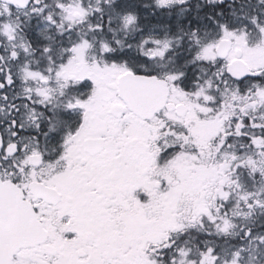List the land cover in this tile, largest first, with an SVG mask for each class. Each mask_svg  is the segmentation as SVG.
<instances>
[{"label": "snow or ice", "instance_id": "snow-or-ice-1", "mask_svg": "<svg viewBox=\"0 0 264 264\" xmlns=\"http://www.w3.org/2000/svg\"><path fill=\"white\" fill-rule=\"evenodd\" d=\"M0 264H264V0H0Z\"/></svg>", "mask_w": 264, "mask_h": 264}]
</instances>
